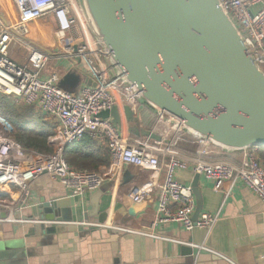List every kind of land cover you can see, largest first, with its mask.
<instances>
[{
  "label": "crops",
  "instance_id": "crops-1",
  "mask_svg": "<svg viewBox=\"0 0 264 264\" xmlns=\"http://www.w3.org/2000/svg\"><path fill=\"white\" fill-rule=\"evenodd\" d=\"M1 1L0 17L13 20L16 17L13 1L10 0L13 9L9 12L2 9ZM45 19L34 22L32 28L41 27ZM41 37L42 45L38 44L40 48L60 55L48 64L44 72L46 77L58 74L60 87L76 91L74 94L79 93L84 85L90 84L85 64L77 58L63 56L66 47L55 37V33L50 32ZM80 43L78 41L73 47ZM20 54H23L22 51L14 50L12 58L17 63L26 64V60L22 62ZM70 73L81 77L77 85L67 82L62 84L64 77ZM139 103L138 119L132 121L125 114L124 107H119L121 126L117 128L130 143L147 139L138 136V131L153 130L159 116L147 104ZM23 105L28 106L24 101ZM33 108L35 114L42 116L41 124L50 129L49 144L54 151L60 139V123L40 107ZM162 128L173 129L165 123ZM88 134L91 139L88 137L84 140L87 142H77L69 148V152L74 157L93 155L98 165L96 170L80 171L101 173L106 178L102 187L80 198L76 220L70 209L62 210L63 216L59 215L57 219L72 224L60 226L63 230L58 232L52 230L53 225L43 223L45 220L41 218L40 204L42 201L51 202L68 192L59 181L43 177L30 185L25 196L20 195L16 185L4 188L0 192V200L13 205L14 209L10 213L0 206V264H264V203L242 181L234 185L225 182L218 186L205 175L196 174L193 164L186 170H177V179L190 186L198 176L202 213L218 216L216 225L209 233L200 228L187 231L179 223H161L156 220L158 203L155 188L142 201L132 200L134 188L162 183L164 169L155 171L132 166L116 168L112 165L107 139ZM201 146L200 139L184 131L177 134L173 149L185 158H192ZM250 153H254L264 165V154L258 149L229 153L211 144L206 158L241 165ZM94 205H97V215H94ZM5 213L10 214L11 219H3ZM102 214H106L104 222L99 220ZM83 221L100 223L105 228L77 225Z\"/></svg>",
  "mask_w": 264,
  "mask_h": 264
},
{
  "label": "built area",
  "instance_id": "built-area-1",
  "mask_svg": "<svg viewBox=\"0 0 264 264\" xmlns=\"http://www.w3.org/2000/svg\"><path fill=\"white\" fill-rule=\"evenodd\" d=\"M12 1L16 17L13 20L0 17V94L22 99L28 106L40 107L60 123L61 129L55 150L50 154H43L25 148L16 141L11 123L0 115V192L10 185H16L20 189V195L25 196L30 185L43 177L59 181L74 197L81 198L88 192L98 191L106 178L96 171L74 169L64 153L67 145L80 142L86 134L92 133L107 139L114 167L165 170L162 183L136 187L132 191V200L140 202L155 188L158 222L179 223L187 231L200 228L208 233L216 225L218 216L208 212L201 213L198 220H194L196 198L193 187L182 183L175 175L177 170H186L190 164H193L196 174L205 175L218 186L225 182L234 185L242 181L264 203V165L254 153L248 154L241 165L228 161H210L206 156L209 155L211 144L200 140L202 146L196 155L185 158L173 149L177 134L183 130L161 116H158L153 131L168 142L147 138L130 143L120 134L111 119L99 117L100 113L115 106H130L137 112L140 103L132 86L127 85L120 77H112L103 60L104 51L98 42L93 37L90 39L86 31L82 36L74 32L80 17L77 0ZM219 3L239 29L256 63L264 70V0H219ZM48 17L55 21V37L66 47L63 56L80 59L86 66L90 84L84 85L77 94L60 87L58 74L45 76L48 64L60 55L45 51L31 40L32 24ZM78 41L83 45L75 51L73 46ZM17 48L27 51L26 64L17 63L12 58V53ZM164 123L173 129H163ZM162 158L165 159L164 162ZM0 206L13 212V205L0 200ZM9 215L7 220L11 219ZM24 221L37 223L34 220ZM44 222L53 226L72 224L63 220ZM77 225L105 228L103 224L89 221L79 222Z\"/></svg>",
  "mask_w": 264,
  "mask_h": 264
},
{
  "label": "water",
  "instance_id": "water-1",
  "mask_svg": "<svg viewBox=\"0 0 264 264\" xmlns=\"http://www.w3.org/2000/svg\"><path fill=\"white\" fill-rule=\"evenodd\" d=\"M77 2L104 51L110 74L132 86L140 102L183 132L224 152L264 149V70L219 0ZM82 45H76L75 51ZM80 78L70 73L62 84L77 85ZM124 111L130 121L138 119L130 106ZM99 117L121 126L117 106ZM137 135L168 142L153 130L141 129ZM197 180L198 176L192 185L197 199L195 221L202 213ZM79 204L80 197L71 192L42 201L41 218L60 220L62 210L70 209L76 220ZM93 209L97 215V205ZM2 217L7 219L8 214ZM104 217L99 220L104 222Z\"/></svg>",
  "mask_w": 264,
  "mask_h": 264
},
{
  "label": "trees",
  "instance_id": "trees-1",
  "mask_svg": "<svg viewBox=\"0 0 264 264\" xmlns=\"http://www.w3.org/2000/svg\"><path fill=\"white\" fill-rule=\"evenodd\" d=\"M15 100L18 99L0 94V115L4 116L11 123L14 139L25 148L33 149L43 154L52 153L53 151L49 144L51 132L49 131V127H45L41 124L40 119L43 120L42 116L39 114L37 115V113L35 114L36 110L33 108L34 106H18ZM85 138L91 139L90 134H86L82 141H84ZM76 143L77 142L71 143L65 148L64 153L68 163L77 170H96L98 165L95 164L94 158L92 157L93 155H84L83 157H74L70 155L69 148ZM257 149L264 154V149ZM81 160L83 162H81Z\"/></svg>",
  "mask_w": 264,
  "mask_h": 264
},
{
  "label": "rangeland",
  "instance_id": "rangeland-1",
  "mask_svg": "<svg viewBox=\"0 0 264 264\" xmlns=\"http://www.w3.org/2000/svg\"><path fill=\"white\" fill-rule=\"evenodd\" d=\"M1 6H2V9L6 12H9V11H12L13 9V5L11 3L10 0H2L1 1ZM80 10V8H79ZM80 13V17H79V21L76 23V26H75V29H74V32L76 34H79L80 36H82V33L84 31H86L88 34H89V38L92 39L93 36L89 27H88V24L86 23V20L83 16V14L81 13V11H79ZM55 33L56 32V24H55V21H53L51 18H47L45 19L44 21H42V25L41 27H35V28H32V35H31V40L34 41L37 45H42L41 44V41L40 39L42 38L41 36L43 35H46L48 33ZM15 51H22L23 54H20L22 57H23V60L22 62H24L27 58V52L25 49H21L19 50L18 48L15 49ZM65 91H68L70 93H75L73 90H68L66 88H63ZM13 97V96H11ZM14 98V97H13ZM19 99V98H18ZM16 104L18 106H22L23 105V101L21 100H15Z\"/></svg>",
  "mask_w": 264,
  "mask_h": 264
}]
</instances>
